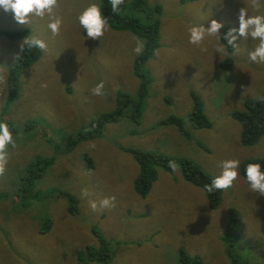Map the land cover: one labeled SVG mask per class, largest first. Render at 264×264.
<instances>
[{
	"label": "rangeland",
	"instance_id": "rangeland-1",
	"mask_svg": "<svg viewBox=\"0 0 264 264\" xmlns=\"http://www.w3.org/2000/svg\"><path fill=\"white\" fill-rule=\"evenodd\" d=\"M104 2L112 9L109 0ZM133 2L124 0L117 10L144 24L146 14L136 11ZM93 3L100 6L101 1L58 0L51 18L59 16L63 23L56 36L47 27L48 14L32 15L29 24L20 25L10 11L0 9V32H25L21 37L0 36V75L6 79L0 85V122L15 130L0 176V264H81L86 247L99 248L94 228L109 242L108 264H176L180 249L204 264H230L224 239L231 209L240 220L232 238L235 256L248 264H264V195L240 175L222 190L216 209L208 206L202 189L183 180L179 167L172 173L157 169V181L142 199L133 189L139 168L127 152L185 159L213 178L221 174L225 160H238L240 167L245 160L264 158V138L243 146L241 125L233 116L247 100L264 93V62L249 60L259 40L240 38L232 47L221 38L238 28L241 8L249 16H264V0L258 7L251 0H148V8L160 9L158 16L152 15L160 23L159 47L139 68L150 82L140 123L125 116L104 119L113 111L120 114L118 93L137 96L140 79L134 65L139 54L134 49L144 47V41L132 29L115 30L110 24L98 40L88 38L78 17ZM212 19L223 24L220 38L206 36L201 45L190 44L189 29L207 28ZM33 36L44 40L47 50L40 49L30 67L11 71L23 54L21 42ZM11 73L18 74V94L7 104ZM100 82L103 94L93 95ZM194 108L210 128L193 127ZM174 118L182 121L187 136L164 124ZM92 132L97 136L80 140L67 152L78 134L85 138ZM43 159L54 162L22 191L30 166ZM85 190L88 195H83ZM24 192L26 205L16 204ZM63 194L78 201L76 215L69 214ZM112 196L114 207H99L100 200ZM89 201L97 202L96 210Z\"/></svg>",
	"mask_w": 264,
	"mask_h": 264
},
{
	"label": "trees",
	"instance_id": "trees-1",
	"mask_svg": "<svg viewBox=\"0 0 264 264\" xmlns=\"http://www.w3.org/2000/svg\"><path fill=\"white\" fill-rule=\"evenodd\" d=\"M100 1L101 4L99 7L101 8L102 15L107 19L108 24H110L113 29H132V31L144 41L143 50L136 57L137 59L135 60L134 65L135 70L137 71L136 76L140 79L138 94L136 97H131L129 95H125L124 93H118L117 110H120V114L116 111L108 113L105 116L104 122L106 123L109 121H114L115 119L125 116L130 120H139L140 123V116L143 109L144 99L147 95L150 82L142 73L139 72V68L142 66L143 62L147 61L151 53L159 47L158 36L160 23L158 18H155L152 15L156 14V16H158L160 14V9L158 7L153 10L148 8V0H134L132 6L136 8V11L140 10L146 14V21L143 24L137 19L128 18L118 10L113 12L112 9H108L106 4H104L105 0ZM182 1L185 2V0ZM225 33H227V31L223 32V35ZM84 34L87 35L85 30ZM11 35H18L21 37L22 35H25V32H18L15 34L0 32V36L10 37ZM221 38L222 42L228 45L227 40L224 39V36H222ZM39 56V48H27L26 46L24 48L23 54L21 55V57L19 56V59L14 64L17 66V68L11 69V71H16L17 73H19L21 70L26 69L33 63H35ZM17 73V76H14L13 73L7 76V84L9 89L6 100L7 104H9V102L11 101L13 102L14 97L18 94ZM233 116L241 125L242 145L245 147L255 145L260 138H264V93H262L257 98L247 100L244 104V109L242 111L235 112ZM191 122L193 127H195L196 129L210 128L211 126L206 117L198 113L196 108H194L193 114L191 116ZM7 124L9 130L12 132V135H14L15 130L12 128V126L9 125V123ZM164 124L177 127V129L184 136H187L181 120L174 118L166 121ZM94 136H97L96 132L88 134L85 138L82 133L78 134L75 139L70 141V144L68 146L69 149L67 148V152H70L74 145H77L80 140H84L86 138ZM127 152L132 156L139 168L138 175L133 181V189L138 197L145 199L150 190H152L153 184L157 181L158 178L157 169H160L167 173L173 172L172 168L169 167V162L172 161L177 165V167L180 168L183 180L193 185L194 187L200 188L204 191L208 206L211 209H216L220 205L222 190H214L213 192L209 193L205 188V186L210 184V182L214 178L204 174L198 166L192 164L188 160H177L174 158L163 156L159 153L142 152L138 150H128ZM85 158H87L89 163L91 162L88 156H85ZM43 160L44 161L35 164V166H30L29 171L27 170V176L23 179L21 178L23 185V188H21L22 191H27V189H30L35 184L36 180L43 177L46 168L54 162V160L52 159ZM249 163H260L262 166L261 170L264 171V158L257 160H245L239 167V175L244 180L245 184L250 187V184L248 183L245 175V168ZM17 196L18 200L16 201V204L26 205L28 201L26 192ZM63 196L66 197L69 201V214L76 215L78 212V201L70 194H63ZM228 217L229 219L227 223L226 238L224 240L228 244V257L230 259V264H248L246 262L238 260L234 253V241L232 238L235 236L236 229L240 223L239 215L234 209H231L229 210ZM42 232L46 231L42 230ZM261 232L264 234V224H262L261 226ZM92 233L98 242L99 248L97 251H95L91 248L86 247V252L79 259L80 263L85 264L86 262H96L99 264H108L112 260V255L109 249V242H107L95 228L92 229ZM178 254L179 257L176 264H204L197 256H192L185 252L183 249H180L178 251Z\"/></svg>",
	"mask_w": 264,
	"mask_h": 264
},
{
	"label": "clouds",
	"instance_id": "clouds-1",
	"mask_svg": "<svg viewBox=\"0 0 264 264\" xmlns=\"http://www.w3.org/2000/svg\"><path fill=\"white\" fill-rule=\"evenodd\" d=\"M112 11L115 12L124 0H109ZM253 7H258L262 3V0H251ZM58 7V0H0V9L5 12H11L14 20L20 25H26L30 23V16L35 15L43 18L46 14L49 17H53V10ZM79 24L86 31L87 37L91 40H98L102 37L106 31H108V21L102 15L101 8L93 3L78 17ZM63 21L59 16H55L50 19L47 27L50 29L53 36L59 35L61 25ZM223 27L221 22L215 19L210 21L209 26L206 28L203 25H193L189 29V43L193 45H201L205 37L215 36L220 38V29ZM251 37L258 39V46L249 53V60L256 62L258 59L260 62H264V16L256 15L249 16L245 8H241L238 13V28H231L224 34V39L227 40L228 45L236 47V41L240 38ZM25 46L27 48L36 47L41 50H47V44L44 40L37 36H33L30 39H23L20 44V50L23 51ZM143 50V45L138 44L134 49L137 54H140ZM205 51L206 49H201ZM19 59V57H18ZM6 79L3 75H0V85H5ZM46 86V85H44ZM104 88L103 82L98 83L93 89V95H102V89ZM4 91L0 88V93ZM12 144L14 146V140L12 132L9 130L6 122H0V176H3L7 163L8 152L7 146ZM239 161L235 159H229L222 162V172L219 176L214 178L210 184L206 185V191L211 193L214 190H227L233 186V182L238 178ZM169 167L173 171L176 170L177 165L170 161ZM260 163H249L245 168V175L251 189L254 192H258L264 195V171L261 170ZM83 195H88L87 191L83 192ZM115 197H106L99 202L100 208H110L115 206ZM90 207L96 210L98 205L96 201H89Z\"/></svg>",
	"mask_w": 264,
	"mask_h": 264
}]
</instances>
